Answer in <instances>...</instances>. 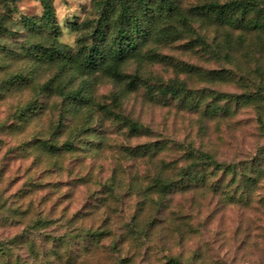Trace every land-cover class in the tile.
Masks as SVG:
<instances>
[{
    "label": "rangeland",
    "instance_id": "374dc122",
    "mask_svg": "<svg viewBox=\"0 0 264 264\" xmlns=\"http://www.w3.org/2000/svg\"><path fill=\"white\" fill-rule=\"evenodd\" d=\"M49 1L55 31L26 26V19L40 23L41 0H0V25L6 29L0 35V242L14 241L0 264L31 261L32 244L36 251L54 247L62 254L47 264H168L170 258L182 264H264V174L256 175L249 202L229 203L222 194L201 189L169 196L156 209L160 197L144 193L154 178L176 177L191 163L186 157L191 150L226 165L255 163L264 148V125L253 103L241 109L233 103L231 116L210 117L162 89L183 84L206 94H256L264 89V32L194 18L182 39L151 43L140 58L123 65V73L141 78L132 89L102 72L63 71L60 63L32 55L36 44L68 46L76 53L84 32L73 31L71 24L97 16L92 0ZM210 1L184 0L183 7ZM211 72L232 76L211 79ZM50 80L54 86L46 91ZM58 86L83 89L90 105H67ZM29 105L33 109L26 113ZM116 114L144 130L131 133ZM48 139L57 146L72 142L74 150L49 154L40 147ZM156 143L165 149L139 153V147ZM112 182L110 193L105 186ZM134 217L141 228L155 218L149 235L133 234L128 225ZM38 218L54 223L34 230ZM73 228L108 235L87 249L72 246L68 259L62 239L78 232Z\"/></svg>",
    "mask_w": 264,
    "mask_h": 264
},
{
    "label": "trees",
    "instance_id": "16d2710c",
    "mask_svg": "<svg viewBox=\"0 0 264 264\" xmlns=\"http://www.w3.org/2000/svg\"><path fill=\"white\" fill-rule=\"evenodd\" d=\"M41 1L44 12L40 23L34 19H26V26L55 31L54 7L49 0ZM183 1L92 0L97 12L96 18L86 20L82 24L76 22L71 24L73 31L84 32V35L78 39L79 48L76 53H73L68 46L44 47L36 44L32 47V55L38 57L37 59L60 63L63 71L70 69L87 75L102 72L117 82H127L129 88L137 89L140 76L123 73V65L130 60L140 58L143 50L151 43L170 44L182 39L188 32V28L191 31V22L194 18L210 19L219 26H228L234 30L264 32V0H226L224 2L211 0L190 8H184ZM5 31V27L0 25V35ZM197 39L202 41L199 36ZM30 50L28 49L27 52L29 53ZM207 74L211 79L222 80L232 76L231 72ZM53 82L50 80L44 84V90H52ZM162 92L165 96L170 95L173 99L179 100L185 107L196 110L204 109V116L210 117L231 116L233 112L230 105L233 103H236L235 107L239 109L253 103L257 108L259 121L264 125V114H262L264 89L262 88L256 94L233 95L218 93L214 90H208V94H206L207 91L193 92L183 84H173L163 88ZM57 93L70 106L83 108L91 103V98L84 94L83 89L65 91L64 88L58 86ZM205 98L208 100L204 101ZM209 99L211 100L209 101ZM221 102L226 104L222 105ZM32 109V106L29 105L25 111L30 113ZM115 117L123 122L133 134H140L144 130V127L131 119L119 114H116ZM63 125V122H60L58 128ZM40 147L47 153L56 156L74 150L72 142L67 141L62 146H57L52 143L51 139L40 142ZM165 147L164 143L146 144L139 147L138 151L142 155H148L157 152V150L163 151ZM186 157L191 160V163H186L180 168L176 177L158 176L145 188L144 193L147 197L153 194L160 197L156 202V209L163 207L169 196L201 189L220 193L229 203L237 202L238 199L239 201H250L251 189L258 180L256 175L264 174V148L254 164L248 163L243 166L219 163L211 154L197 150L187 152ZM113 183L105 186L110 193L114 190ZM153 220L148 221L141 228L136 224L137 221L134 217L131 222H135V224L130 223L128 226L135 235L138 230L144 235H149L148 230L153 228ZM53 223L52 220L38 218L33 222L32 229L47 230ZM69 223L71 224L72 221ZM69 230L73 232L78 230V232L63 236L62 241L68 253V259L72 257L70 252L72 246H83L84 249H87L88 246L101 242L108 235L102 229L73 228ZM10 244L14 245V241L0 242V256L9 257V253L13 249ZM31 247V261L21 262L19 259L15 264H47L50 263L51 256L62 259V254L54 247L48 253L44 250L36 251L34 244ZM167 263L182 264L179 259L175 258H170ZM4 264L10 263L6 261Z\"/></svg>",
    "mask_w": 264,
    "mask_h": 264
}]
</instances>
